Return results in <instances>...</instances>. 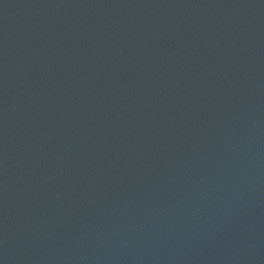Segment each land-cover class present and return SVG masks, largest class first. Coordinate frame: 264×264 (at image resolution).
<instances>
[{"label": "water", "instance_id": "water-1", "mask_svg": "<svg viewBox=\"0 0 264 264\" xmlns=\"http://www.w3.org/2000/svg\"><path fill=\"white\" fill-rule=\"evenodd\" d=\"M0 264H264V0H0Z\"/></svg>", "mask_w": 264, "mask_h": 264}]
</instances>
